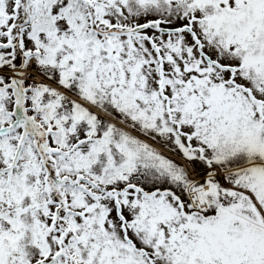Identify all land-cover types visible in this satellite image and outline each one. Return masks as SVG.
Instances as JSON below:
<instances>
[{
	"label": "snow or ice",
	"instance_id": "1",
	"mask_svg": "<svg viewBox=\"0 0 264 264\" xmlns=\"http://www.w3.org/2000/svg\"><path fill=\"white\" fill-rule=\"evenodd\" d=\"M0 264H264V0H0Z\"/></svg>",
	"mask_w": 264,
	"mask_h": 264
}]
</instances>
